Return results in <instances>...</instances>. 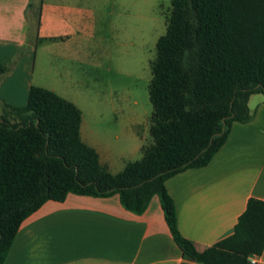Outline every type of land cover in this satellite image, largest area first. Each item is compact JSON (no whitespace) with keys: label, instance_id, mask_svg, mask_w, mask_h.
Listing matches in <instances>:
<instances>
[{"label":"trees","instance_id":"obj_1","mask_svg":"<svg viewBox=\"0 0 264 264\" xmlns=\"http://www.w3.org/2000/svg\"><path fill=\"white\" fill-rule=\"evenodd\" d=\"M7 68L0 64V74ZM150 68L151 141L117 173L81 139L82 112L73 102L31 86L25 105L1 106L0 264L24 219L68 193H118L135 214L158 195L180 264H253L249 258L262 253L263 200L249 198L232 232L198 251L177 229L164 181L206 165L232 122L253 119L248 98L264 94V0H171Z\"/></svg>","mask_w":264,"mask_h":264},{"label":"crops","instance_id":"obj_2","mask_svg":"<svg viewBox=\"0 0 264 264\" xmlns=\"http://www.w3.org/2000/svg\"><path fill=\"white\" fill-rule=\"evenodd\" d=\"M108 2L0 0V64L8 65L0 74V109L3 104L25 105L31 86L55 92L80 108L81 139L97 151L109 172L117 173L129 162H118L127 150H115L82 130L94 115L86 101L90 89L82 63L91 61L100 32L110 29L114 7ZM247 105L253 119L232 122L224 144L206 165L164 181L177 229L198 251L232 232L249 198L264 201V94H251ZM142 145L140 139L132 149L134 156L141 157ZM182 261L158 195L150 198L143 213L135 214L124 208L118 193H68L62 201L47 200L24 219L2 264ZM256 264H264V250L256 255Z\"/></svg>","mask_w":264,"mask_h":264},{"label":"rangeland","instance_id":"obj_3","mask_svg":"<svg viewBox=\"0 0 264 264\" xmlns=\"http://www.w3.org/2000/svg\"><path fill=\"white\" fill-rule=\"evenodd\" d=\"M108 3L114 7L110 29L97 37L100 45L92 47V62L82 63L90 89L86 101L94 110L82 130L115 150H127L118 160L123 163L140 157L132 154L140 139L143 144L151 141L150 65L156 56V42L166 30L171 0ZM72 65L78 66L75 62ZM9 119L14 121L11 116Z\"/></svg>","mask_w":264,"mask_h":264},{"label":"built area","instance_id":"obj_4","mask_svg":"<svg viewBox=\"0 0 264 264\" xmlns=\"http://www.w3.org/2000/svg\"><path fill=\"white\" fill-rule=\"evenodd\" d=\"M250 262L255 264L256 263V255H253L249 258Z\"/></svg>","mask_w":264,"mask_h":264},{"label":"water","instance_id":"obj_5","mask_svg":"<svg viewBox=\"0 0 264 264\" xmlns=\"http://www.w3.org/2000/svg\"><path fill=\"white\" fill-rule=\"evenodd\" d=\"M223 124H224V120H223ZM220 133H216L215 135H219Z\"/></svg>","mask_w":264,"mask_h":264}]
</instances>
